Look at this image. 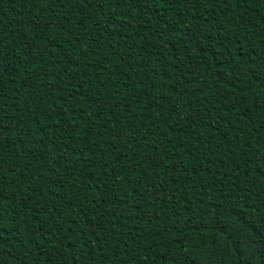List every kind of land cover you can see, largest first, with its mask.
I'll list each match as a JSON object with an SVG mask.
<instances>
[{
	"label": "trees",
	"instance_id": "trees-1",
	"mask_svg": "<svg viewBox=\"0 0 264 264\" xmlns=\"http://www.w3.org/2000/svg\"><path fill=\"white\" fill-rule=\"evenodd\" d=\"M0 264H264V0H0Z\"/></svg>",
	"mask_w": 264,
	"mask_h": 264
}]
</instances>
